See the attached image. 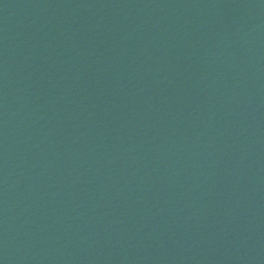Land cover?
I'll return each instance as SVG.
<instances>
[{
    "label": "water",
    "instance_id": "1",
    "mask_svg": "<svg viewBox=\"0 0 264 264\" xmlns=\"http://www.w3.org/2000/svg\"><path fill=\"white\" fill-rule=\"evenodd\" d=\"M0 264H264V0H0Z\"/></svg>",
    "mask_w": 264,
    "mask_h": 264
}]
</instances>
